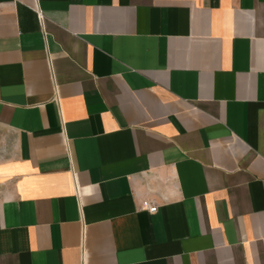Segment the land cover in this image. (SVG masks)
<instances>
[{
	"label": "crops",
	"instance_id": "crops-1",
	"mask_svg": "<svg viewBox=\"0 0 264 264\" xmlns=\"http://www.w3.org/2000/svg\"><path fill=\"white\" fill-rule=\"evenodd\" d=\"M0 264H264V0H0Z\"/></svg>",
	"mask_w": 264,
	"mask_h": 264
},
{
	"label": "built area",
	"instance_id": "built-area-1",
	"mask_svg": "<svg viewBox=\"0 0 264 264\" xmlns=\"http://www.w3.org/2000/svg\"><path fill=\"white\" fill-rule=\"evenodd\" d=\"M40 19L42 18V14L40 12H37ZM142 208L149 210L150 212H155L157 209V205L154 202H149L147 200L142 201Z\"/></svg>",
	"mask_w": 264,
	"mask_h": 264
}]
</instances>
